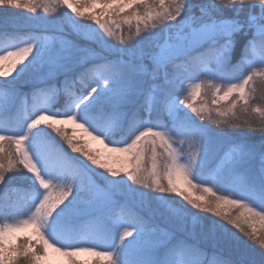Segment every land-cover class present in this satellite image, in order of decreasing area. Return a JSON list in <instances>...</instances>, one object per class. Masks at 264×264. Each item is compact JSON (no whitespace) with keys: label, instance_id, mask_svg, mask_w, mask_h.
<instances>
[{"label":"snow or ice","instance_id":"6c2138e0","mask_svg":"<svg viewBox=\"0 0 264 264\" xmlns=\"http://www.w3.org/2000/svg\"><path fill=\"white\" fill-rule=\"evenodd\" d=\"M58 2L52 35L0 29V264H264V0ZM4 6L40 18L38 0ZM189 73L207 76L193 100L230 106L186 103ZM245 237L259 248L225 258Z\"/></svg>","mask_w":264,"mask_h":264},{"label":"rangeland","instance_id":"374dc122","mask_svg":"<svg viewBox=\"0 0 264 264\" xmlns=\"http://www.w3.org/2000/svg\"><path fill=\"white\" fill-rule=\"evenodd\" d=\"M192 2L195 4V3H201V2H203V0H192ZM38 4L40 5L39 6V8H38V13H39V19H31V17L34 15V14H31V13H27L26 11H24V12H22V11H19L20 13L19 14H17L16 12H15V10H13V12H14V14H13V12H12V8H7V11H5V7H7V6H4V7H2V12H3V15H6V14H8V15H13V16H15V17H17V19H19V17L20 18H22V17H26V18H29V20H30V22H34V21H38V20H44V19H48L49 21H51L52 23H55V25L56 26H58V21H60V20H62V19H66V17H65V15H64V13L65 12H68L69 14H71L70 13V10H67L64 6H62L59 2H58V0H39L38 1ZM48 8V12H44V8ZM21 14V15H20ZM12 18H14V17H12ZM67 20V19H66ZM83 22V21H82ZM51 25H53L55 28H56V26L54 25V24H51ZM65 25H67V21H65L64 23H63V25L62 26H65ZM1 26V25H0ZM70 26V25H69ZM68 27V26H67ZM0 29H3V30H7V31H9V32H17V33H19V34H21V35H23V34H25V33H32V32H28V31H26L25 29H22V28H9V27H1ZM34 33H37V32H34ZM38 33H43V34H45V35H52V34H54L53 33V31L51 30V31H45V30H42V32H38ZM123 36L126 38V39H128L129 38V36L130 35H132V36H134L132 33H129L128 31H124L123 33ZM142 34H144V35H147V32L145 31V30H143V28H142ZM237 53H238V50L233 54V56H232V61H233V57H235V55H237ZM236 62V61H235ZM235 62H233V63H235ZM191 78L190 79H187V80H185L184 81V85L186 86L187 85V87H188V90L186 91V93H182V96H181V98L182 99H186V103H193L194 104V106H196L197 108H201V107H204L205 105H207V103L206 102H204V100H206L207 98L211 101V103H212V99L214 98L213 97V95H212V91H206V90H203L202 89V95H200V96H197L196 98H195V100H193L192 99V95H191V92H192V88L194 87V84L195 83H199L201 80H207V76H205V75H199V74H197V73H194V74H192V75H189ZM256 88H257V95H260V96H262V97H264V82H260V81H257V83L254 85ZM31 88H28V90H26L25 92H31ZM211 95V96H210ZM264 99V98H263ZM198 101H203L202 103H200L199 105H197V103L196 102H198ZM221 102H223V101H220L218 104H215L216 106H220V104H221ZM225 102V101H224ZM223 104V106H224V108H226V107H228L229 105H227V104H225V103H222ZM209 108V107H208ZM190 111V110H189ZM206 112H207V110H206ZM145 116H146V114H145ZM160 120L163 122V123H168V118H167V114L165 113V114H163V115H161L160 116ZM67 128H68V130H69V133L71 134V131H72V129L75 127L74 125H68V126H66ZM54 135V134H53ZM56 135V134H55ZM54 135V136H55ZM83 135V133H82V130H77V136L78 137H80V136H82ZM56 138H58V139H60V140H62L59 136H57L56 135ZM84 139L85 140H88V143H89V145L91 146V147H94V148H100L102 151L104 150L103 149V145H100L98 142H96V141H92V140H90V138H88L87 136H84ZM114 139H120V136L114 131ZM254 140H252V142H253ZM62 142H64L63 140H62ZM78 142L79 143H83V141L82 140H78ZM65 143V142H64ZM256 144H257V142H256ZM65 145H66V143H65ZM258 145V144H257ZM174 147H175V145H174ZM160 151L161 150H159L158 149V152H157V163H158V166L160 165V163H161V157H160ZM147 166L150 168V166H151V159H150V156L147 158ZM213 173V171H211L210 173H209V175L211 176V174ZM164 182L166 183V180H164ZM207 186H213V182L211 181V179H209V184L207 185ZM142 191H144V192H147V193H149V195H154V193H152V191L150 190V189H142ZM186 194H191V195H193L194 197L196 196V195H200L201 193L200 192H196L195 190H192V189H187V192H186ZM210 195V194H209ZM117 199H119V200H123V201H130L133 205H136L137 207H139V205H140V199H139V197H136V198H134V199H127L126 197H124V196H118L117 197ZM180 201H182V202H185V201H183L182 200V198L180 197ZM174 203V201L173 200H171L170 202H169V206L170 207H173V208H176V207H179L178 205H175V204H173ZM187 203V202H186ZM226 210H230L231 212H232V210H231V208H228V209H226ZM239 210H237V209H234V211L233 212H238ZM210 221H205L204 222V224H206V223H209ZM202 225V224H201ZM187 227H188V229L190 230V231H193V230H195V229H197V222H196V220H194V219H192V218H189V220H188V222H187ZM210 244V243H209ZM211 245V244H210ZM249 247H247V246H240V251H238V252H234V254L236 255V256H238V257H240L241 256V254L243 253V252H248V251H251L254 247L253 246H250V245H248ZM257 258H258V256H257ZM103 259V258H102Z\"/></svg>","mask_w":264,"mask_h":264},{"label":"trees","instance_id":"16d2710c","mask_svg":"<svg viewBox=\"0 0 264 264\" xmlns=\"http://www.w3.org/2000/svg\"><path fill=\"white\" fill-rule=\"evenodd\" d=\"M39 1V0H38ZM13 10H15V12L17 13V14H19L20 12L19 11H22V12H24V11H26V10H24V9H12V12H13ZM13 14H14V12H13ZM21 15V14H20ZM12 17H14V18H12ZM65 21H67L66 19H62V20H60V21H58V26H61V27H64V26H62L63 25V23L65 22ZM51 24H54L55 25V23H52L51 21H49L48 19H44V20H36V21H34V22H30V20H29V18H26V17H22V18H20L19 17V19H17V17H15V16H13V15H8V14H6V15H3V12H2V7H0V28L1 27H9V28H22V29H25L26 31H28V32H32V33H34V32H42V30H45V29H47V30H49V31H51L52 29H54L55 27L53 26V25H51ZM56 26V25H55ZM57 27V26H56ZM70 27L71 26H69L68 25V27L65 29L66 31L67 30H70ZM125 28H127V26H125ZM127 30H125V32H126ZM134 32H135V24H133V26H132V34L134 35ZM73 36H74V33H73ZM126 39V38H125ZM239 58V50H238V53H237V55H235V57H233V61L232 62H235L237 59ZM192 74H194V73H189V75H192ZM28 88H31L32 89V85H30V84H22L21 86H20V91L21 92H25L26 90H28ZM183 88H184V91H183V93H186V91L188 90V87H187V85L185 86L184 84H183ZM257 95V94H256ZM211 96V95H210ZM259 98H260V100H261V103H264V97H262V96H260V95H257ZM203 101H198V102H196L197 103V105H199L200 103H202ZM204 102H206L207 103V106L209 107L208 109H210L212 112H213V114H215V110L217 109V108H220L221 110H223V109H225L224 108V106H223V104L222 103H225V104H227V105H229L230 106V104L228 103V102H221V104H220V106H216V105H214V104H212L211 103V101L207 98L206 100H204ZM205 114H207V112H205ZM169 122V121H168ZM206 123L208 124V126L209 127H211V128H217V123H216V121L215 120H209V121H206ZM221 123V126H222V121L220 122ZM54 135H55V133H53ZM56 136V135H55ZM57 139V141L67 150V151H69V153H70V150L69 149H67V145H65V143L64 142H62V140H60V139H58V138H56ZM251 140H254L253 142L254 143H256L257 142V144L259 145V143L261 142V140H260V138H259V133H256L254 136H252L251 137ZM184 147L185 148H187V144H185L184 145ZM7 148H8V146H7V144L5 143V149L7 150ZM71 154V153H70ZM71 155H73V156H78L79 154H71ZM81 158H83V157H81ZM214 167L215 166H213V169H210L209 170V173L211 172V171H213L214 170ZM173 201H174V203L173 204H175V205H178V206H180L181 204H184V205H186L187 203L186 202H182V201H180L181 199H180V197H175L174 196V198L172 199ZM121 201V203L122 204H126L128 207H130L132 210H136L138 207L136 206V205H133L130 201H123V200H120ZM177 202H179V203H177ZM188 207H191L190 205H187ZM232 210V212L234 211V209H231ZM125 211H127V208H125ZM193 211L195 212V211H197V210H195V209H193ZM228 211H230V210H228ZM201 216H211V218L212 219H219V218H216V217H214V216H212V214H207V213H201L200 214ZM206 220H199V224H204V222H205ZM197 222V221H196ZM261 235H264V232H262V233H260ZM246 241H247V244H245L244 246H247V247H249L248 245H250V246H255L254 248L255 249H258L259 248V245H258V243H256V242H253V241H248L247 240V237H245L244 238ZM243 245H241V247H242ZM205 247L207 248V250H208V252H209V255H211V253L213 252V251H220L219 249H215L214 248V246L211 244H206L205 245ZM224 256H225V258H227L228 256H232L233 258H240V257H238V256H236L235 254H234V252H229V251H227V250H224Z\"/></svg>","mask_w":264,"mask_h":264}]
</instances>
